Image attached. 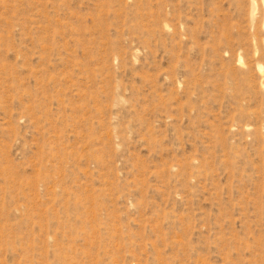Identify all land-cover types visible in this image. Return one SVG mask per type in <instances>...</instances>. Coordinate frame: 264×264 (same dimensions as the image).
I'll use <instances>...</instances> for the list:
<instances>
[{"label":"rangeland","instance_id":"374dc122","mask_svg":"<svg viewBox=\"0 0 264 264\" xmlns=\"http://www.w3.org/2000/svg\"><path fill=\"white\" fill-rule=\"evenodd\" d=\"M0 264H264V2L0 0Z\"/></svg>","mask_w":264,"mask_h":264},{"label":"bare ground","instance_id":"6f19581e","mask_svg":"<svg viewBox=\"0 0 264 264\" xmlns=\"http://www.w3.org/2000/svg\"><path fill=\"white\" fill-rule=\"evenodd\" d=\"M264 2V0H262Z\"/></svg>","mask_w":264,"mask_h":264}]
</instances>
